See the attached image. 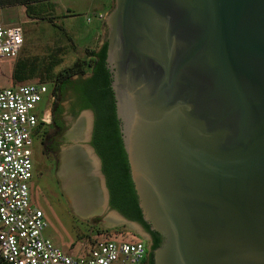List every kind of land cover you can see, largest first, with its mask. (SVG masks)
<instances>
[{
	"label": "water",
	"instance_id": "water-1",
	"mask_svg": "<svg viewBox=\"0 0 264 264\" xmlns=\"http://www.w3.org/2000/svg\"><path fill=\"white\" fill-rule=\"evenodd\" d=\"M105 41L155 264H264V0H113ZM74 141L61 169L78 173L86 216L144 233L111 208L89 135Z\"/></svg>",
	"mask_w": 264,
	"mask_h": 264
},
{
	"label": "built area",
	"instance_id": "built-area-1",
	"mask_svg": "<svg viewBox=\"0 0 264 264\" xmlns=\"http://www.w3.org/2000/svg\"><path fill=\"white\" fill-rule=\"evenodd\" d=\"M98 17L104 19L105 15ZM24 45L21 26L0 24V61L16 59ZM54 101L55 94L46 83H21L0 89L1 261L5 264L142 263L147 255L143 240H100L73 254L46 235V214L32 201L33 145L39 125L52 120Z\"/></svg>",
	"mask_w": 264,
	"mask_h": 264
},
{
	"label": "rangeland",
	"instance_id": "rangeland-1",
	"mask_svg": "<svg viewBox=\"0 0 264 264\" xmlns=\"http://www.w3.org/2000/svg\"><path fill=\"white\" fill-rule=\"evenodd\" d=\"M112 8L113 0H55V21L65 30L46 19L29 18L24 6L0 8V24L21 26L25 33V45L20 55L12 61H0V89L16 84L13 74L19 58L35 64L37 74L26 82L38 83L52 64H58L52 71L55 75L77 58L85 57L88 48L97 50L102 41L101 25L104 22L97 16L107 14ZM88 18H91L90 22ZM63 133L59 134V140ZM40 139V136L36 137L33 145L34 178L31 188L33 203L46 214V235L73 254H79L91 245L92 240L98 237L97 228L110 229L103 237L139 239L131 227L107 226L103 216H86L76 210L60 173L62 152L71 145V140L60 144L61 149L56 156H48L43 154L44 146Z\"/></svg>",
	"mask_w": 264,
	"mask_h": 264
},
{
	"label": "trees",
	"instance_id": "trees-1",
	"mask_svg": "<svg viewBox=\"0 0 264 264\" xmlns=\"http://www.w3.org/2000/svg\"><path fill=\"white\" fill-rule=\"evenodd\" d=\"M24 6L26 14L32 19H46L61 30L65 28L55 21L54 0H0V8ZM107 41L99 50L88 48L85 57L77 58L72 64L57 74L53 75V68L58 65L49 66L41 81L46 83L55 94L52 106V120L50 123L39 125L36 137H41L43 154L56 156L60 149L59 134L65 129L63 124L64 106L61 104L66 99L67 88L74 84L72 76H79V83L74 89L75 94L71 111L76 115L86 109H91L95 114L93 146L102 159L103 172L106 174L111 195V206L129 219L142 223L148 229L150 225L143 219L138 203V197L130 175V167L127 154L123 147L119 120L116 113L114 93L111 88V73L107 67ZM37 74L35 64L23 61L20 58L15 63L14 78L16 84L32 83L26 82ZM83 76H88L82 79ZM15 84V85H16ZM110 229L97 228L98 236L92 240L91 245L100 240L111 239L103 237ZM153 249L161 243V235L154 231ZM112 240H127L124 238ZM136 240H142L141 238ZM90 246V245H89ZM145 261V260H144ZM143 261V262H144ZM0 264H5L0 259Z\"/></svg>",
	"mask_w": 264,
	"mask_h": 264
},
{
	"label": "flooded vegetation",
	"instance_id": "flooded-vegetation-1",
	"mask_svg": "<svg viewBox=\"0 0 264 264\" xmlns=\"http://www.w3.org/2000/svg\"><path fill=\"white\" fill-rule=\"evenodd\" d=\"M87 77L88 76H83L82 79H86ZM79 78H80L79 76H72V80H74V84L67 88L66 99L61 103L64 106V112L62 114H63V124L65 126V129L63 131L64 132L63 133L64 136L60 139V144H62V142H65L67 140H71L72 143L69 146V148L71 147L74 150H78V147L80 146V143L77 142V141H74V139L83 138V137H79V138L77 137L76 130L78 128L81 129L82 127L83 128H82L81 131L83 133L85 132L84 137L86 136V134H88L89 135L88 143L91 146H93L92 140H93L94 123H95V114H94L93 110L86 109V110H89L91 112V115L89 113L87 114L86 110L80 111L77 115L71 111V109L73 107V101L75 99L74 96H73L75 94L74 89H75V87L77 85L81 84L78 81ZM89 124H91V127H90V129H87ZM79 133L80 132H78V134ZM60 149H61V147H60ZM102 170H103V167H102ZM104 175L106 177L105 173H104ZM105 180H106L107 188L109 190V204L111 206L110 189H109V186H108L107 178H105ZM111 208H113V207L111 206ZM140 224L142 225V229H143L144 233L139 232L137 230H134L135 231L134 235L136 237H138V238H141L145 242L146 247H147V255L145 257V261L140 263V264H155V259H154V250L155 249H153V245L155 243V240H154V238H155L154 236L155 235L153 233L154 231L151 230V229H148L142 223H140Z\"/></svg>",
	"mask_w": 264,
	"mask_h": 264
},
{
	"label": "bare ground",
	"instance_id": "bare-ground-1",
	"mask_svg": "<svg viewBox=\"0 0 264 264\" xmlns=\"http://www.w3.org/2000/svg\"><path fill=\"white\" fill-rule=\"evenodd\" d=\"M83 123V122H82ZM83 128V127H82ZM81 129H77V137H84L85 132L83 133ZM86 128V127H85ZM78 132H80L78 134ZM86 157V156H85ZM70 159V157H69ZM67 161V160H66ZM61 176L63 177L64 185L67 189V191L70 193L71 197L73 198V202L75 204L76 210L80 213H91L96 207H93V204L89 203L86 197L84 198V195L82 194L83 187L79 180V175L75 170H72L71 167V161H68L67 166L63 165V168L61 169ZM94 175V174H93ZM97 195V194H96ZM101 194H98L97 202L100 201ZM95 202V201H92ZM96 204V202H95Z\"/></svg>",
	"mask_w": 264,
	"mask_h": 264
},
{
	"label": "crops",
	"instance_id": "crops-1",
	"mask_svg": "<svg viewBox=\"0 0 264 264\" xmlns=\"http://www.w3.org/2000/svg\"><path fill=\"white\" fill-rule=\"evenodd\" d=\"M54 4H55V0H54ZM100 14H104V15H106L105 13H100ZM100 14H98V16H99ZM98 16H97V17H98ZM98 19L101 20V21H104V19H100L99 17H98ZM103 23H104V22H102V25H101V32H102V33H101V35H100V40H101V37H102V35H103Z\"/></svg>",
	"mask_w": 264,
	"mask_h": 264
}]
</instances>
